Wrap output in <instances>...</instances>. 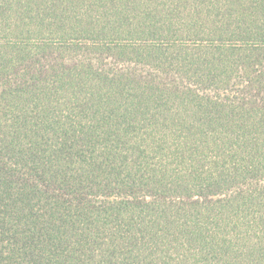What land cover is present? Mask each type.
<instances>
[{
	"label": "trees",
	"instance_id": "trees-1",
	"mask_svg": "<svg viewBox=\"0 0 264 264\" xmlns=\"http://www.w3.org/2000/svg\"><path fill=\"white\" fill-rule=\"evenodd\" d=\"M0 264H264V0H0Z\"/></svg>",
	"mask_w": 264,
	"mask_h": 264
}]
</instances>
